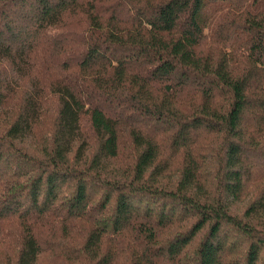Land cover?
<instances>
[{
  "label": "trees",
  "instance_id": "trees-1",
  "mask_svg": "<svg viewBox=\"0 0 264 264\" xmlns=\"http://www.w3.org/2000/svg\"><path fill=\"white\" fill-rule=\"evenodd\" d=\"M263 176L264 0H0V264H264Z\"/></svg>",
  "mask_w": 264,
  "mask_h": 264
},
{
  "label": "rangeland",
  "instance_id": "rangeland-1",
  "mask_svg": "<svg viewBox=\"0 0 264 264\" xmlns=\"http://www.w3.org/2000/svg\"><path fill=\"white\" fill-rule=\"evenodd\" d=\"M49 116H52V113ZM213 139L214 140H220L219 138H213ZM135 153H136V151H135V148L133 147V145H131V144L122 145L120 156L118 158H116L114 161L116 162V164H118V167L120 164L125 170L129 169L132 167V164L134 163ZM174 174H175V172L172 171V173L169 175V177L175 178ZM262 180L264 182V178H262ZM258 188L256 189L253 184H249V186L247 188V193H245V195H243V200L236 204V206L234 207V212L242 215L243 212L245 211V208L247 206L249 199L253 198L255 195H257ZM258 221H259V223L261 221H264V214H262L260 219L258 218V220L256 222H258ZM4 228L6 229V231L10 232L9 235L7 236V241H9V243L11 241L15 242V240H18V236H17L18 226L16 224H11V225L6 224V226H4ZM177 228H179V227H177V225H175L171 230H167L165 233L167 235H170V234L176 232ZM200 237H201V234L193 242V244H192L193 247L197 246ZM231 239L236 240L235 242H237V245L233 246V250H234L233 252L234 253L232 256L233 257H240L242 255V253L244 252V249L246 247L245 246L246 245L245 239H244V237L242 238L239 236L238 237H231ZM3 251H4V246L2 245V246H0V253H2V255H3Z\"/></svg>",
  "mask_w": 264,
  "mask_h": 264
}]
</instances>
